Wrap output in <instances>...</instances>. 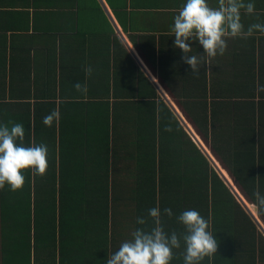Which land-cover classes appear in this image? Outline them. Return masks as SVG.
<instances>
[{
  "label": "crops",
  "instance_id": "crops-1",
  "mask_svg": "<svg viewBox=\"0 0 264 264\" xmlns=\"http://www.w3.org/2000/svg\"><path fill=\"white\" fill-rule=\"evenodd\" d=\"M254 2V15L241 14L245 29L264 22V0ZM183 3L0 0V123H22L25 145L44 143L49 150L46 175L25 173L31 198L40 191L37 183L59 181L56 198L64 189L65 199L69 192L83 199L77 184L119 182V174L134 172L135 158L145 184L154 174L159 181L162 175L189 178L195 174L191 149L209 161L196 138L230 181L236 182L235 167L245 178L255 167L264 187V35L229 39L223 56L191 74L170 34ZM208 3L215 7L217 0ZM191 46L193 54H203L197 43ZM77 81L87 83L86 94L72 87ZM53 110L59 119L47 127L42 117ZM168 126L172 131H165ZM169 163L180 166L181 176L169 172ZM5 193L0 190V206ZM88 202L83 209L97 212Z\"/></svg>",
  "mask_w": 264,
  "mask_h": 264
},
{
  "label": "clouds",
  "instance_id": "clouds-1",
  "mask_svg": "<svg viewBox=\"0 0 264 264\" xmlns=\"http://www.w3.org/2000/svg\"><path fill=\"white\" fill-rule=\"evenodd\" d=\"M242 12L254 15V0H217L215 7L208 0H184L170 25V34L175 37V48L182 51V62L190 66L191 74L198 75L201 66H211L218 55L223 56L229 39L247 40L255 33L264 35V22L250 24L246 29L241 20ZM192 43L203 48V54H193ZM86 77H91V66L84 68ZM72 87L86 94L87 83L77 81ZM59 119L56 110L42 117V123L51 127ZM165 131H172L170 126ZM25 128L22 123L9 120L0 123V190L7 185L12 192L23 189L25 173L43 177L48 169V147L44 143L25 145ZM259 177H257V180ZM225 185V184H224ZM226 186V185H225ZM253 206L264 214V194L253 193ZM163 215L171 218L170 208L163 209ZM151 220V227H145ZM184 231L166 232L161 209L156 206L148 209L147 217L139 216L136 223L141 227L131 232V238L123 241L118 249L110 254L106 264H170L174 249H181L183 264H202L216 255L219 242L211 231V217L205 219L195 209L184 210L176 217Z\"/></svg>",
  "mask_w": 264,
  "mask_h": 264
},
{
  "label": "trees",
  "instance_id": "trees-1",
  "mask_svg": "<svg viewBox=\"0 0 264 264\" xmlns=\"http://www.w3.org/2000/svg\"><path fill=\"white\" fill-rule=\"evenodd\" d=\"M190 153L191 162L194 161L195 163L194 166L193 164L191 166V169L194 167L195 171L192 183L187 178H184L185 186L182 187L183 177L166 179V181L161 179L159 181L161 191L159 206L165 231L169 233L171 231H176L177 233L183 232L184 228L177 222L176 217L180 215V210L195 209L205 219L211 217V231L219 242L216 255L211 261L206 258L202 264H264V235L259 230L257 224L213 171L209 161L201 151L195 147L194 150H190ZM248 168L244 171V174L248 171ZM238 169L235 167L230 171L236 181L234 183L244 193L246 199L253 204V193L257 190V187L264 194V187L257 180L258 172H256L255 167H252L251 177L245 178L240 176ZM191 172H193V169ZM176 183H180V186L178 187ZM61 191V197H59L58 201L59 207L56 200L57 212L54 211V225L60 227V237L57 239L55 235L53 238L52 252L46 255V260L49 258L50 261H41L37 258V256H41V253L37 252L38 247L33 249L32 255L35 258V264H99V259L96 260L97 250L89 257L90 251L93 253L92 243H90V251L88 247L85 248L86 242L84 245L81 243L78 251H76L75 246L72 245L76 240H79L77 235L72 244L67 243L70 237H72V233L67 230L71 226L77 225L78 219H82L83 214L78 204H73L74 198H69L74 192H69L65 199L63 194L64 189ZM6 197L8 196L5 193L2 205L0 206V219L3 224L1 225L2 245H0V264H28V262L19 259L14 261L8 260L10 257H20V237L25 235V232L20 229L22 233L20 236L19 230L17 232L13 230L17 225H13L12 227L9 225L5 226L6 218H10V215H7L6 212ZM168 200H170L169 203ZM164 208L172 210L173 216L171 218L163 215ZM86 209L88 210V208ZM261 215L264 218V214ZM88 216L91 217V213ZM38 246L40 250L46 248L40 244ZM182 251L183 243L181 249L173 250L174 255L178 254V258L176 259L174 256L170 264H183ZM29 264H32L31 259L29 260Z\"/></svg>",
  "mask_w": 264,
  "mask_h": 264
},
{
  "label": "rangeland",
  "instance_id": "rangeland-1",
  "mask_svg": "<svg viewBox=\"0 0 264 264\" xmlns=\"http://www.w3.org/2000/svg\"><path fill=\"white\" fill-rule=\"evenodd\" d=\"M176 141L178 140L172 142L175 143ZM175 149V155L180 153L181 149L178 145H176ZM144 152L146 153V151ZM135 160L136 158L134 159V172L127 174V177H122V175L119 174V182L110 183L108 178H94V182L77 184L78 189L82 190V193H85L86 197L84 196L83 199H79L75 197V193L72 194L74 197L73 204H78L81 208L83 218H79L77 221L78 224L74 225V227L71 226L70 229L67 230L72 233V237H70L67 243L72 244L76 239V235L79 237V240H76L72 245L75 246L76 251H78L81 243L82 245H84L85 242L87 244L92 243L93 253L94 249L97 250L98 254L96 258L99 259V264H106L108 254L116 251L123 241L130 239L131 232L135 228L141 227L136 223L137 217H147V211L152 207L158 206L160 208L161 191L158 177H156L155 174V176L150 175L149 177L150 179L152 178V182L146 185L147 183L145 184V182L141 181V177L144 176L145 173L142 172L141 176L139 175L140 168L137 167L138 164ZM144 166L145 165L142 166V170ZM145 168L148 170V167L145 166ZM171 169L174 170L175 174L178 173L179 176H181L180 166L169 163V172ZM164 173H166V168ZM167 176L168 175H166V177L162 175V179L163 177L168 179ZM187 179L192 183L194 181V174H190ZM184 183L185 179L182 187L185 186ZM231 183L236 188V191L243 197L244 193L237 188L234 182ZM176 184H178V187L180 186V183ZM60 185L61 183L59 181H51V183L46 184L37 183L36 186L40 187V191L37 190L36 199L34 196L31 198L33 192L30 182H25L23 189L17 192H12L7 185L5 186V191L8 196L6 197V212L7 215H10V218H6L5 226L9 225L12 227L13 225H17L13 230L15 232L19 230L20 236L22 235L21 231L24 230L25 232V235L20 237V257H10L8 260L14 261L19 259L29 264V260L31 259L32 264H35V258L32 255L34 248L36 249L38 247L37 252L41 253V256H37V258L41 261L46 260L47 253L52 252L51 246L53 238L56 235V238L59 239L61 234L60 227L54 225V211L57 212L59 201V198H56V196L59 194ZM84 189L86 192H83ZM235 199L238 201L236 197ZM88 201H90L94 209L96 207L98 208L97 212L92 209H83L84 203H89ZM32 203L36 207V215L34 216L32 213ZM182 212L183 211L180 210V214ZM89 213H91V217L88 216ZM1 225L3 224L0 219V245H2ZM151 226V220L149 219V224L145 227ZM34 238L37 242L36 247L33 242ZM80 238L82 239L80 240ZM38 244L46 248L40 250ZM174 256L176 259L178 258V254ZM48 260L49 258L46 262Z\"/></svg>",
  "mask_w": 264,
  "mask_h": 264
},
{
  "label": "water",
  "instance_id": "water-1",
  "mask_svg": "<svg viewBox=\"0 0 264 264\" xmlns=\"http://www.w3.org/2000/svg\"><path fill=\"white\" fill-rule=\"evenodd\" d=\"M196 141L200 145V147L203 149L204 153L207 155L209 161L212 163L214 168H216V171L219 174V176H221V178L224 180V184L226 185V187L234 194V196L238 199L239 203L242 205L245 211L252 217L254 222L257 224L259 230L264 234V225H262L260 221L258 220L257 216L254 213H252L250 207L248 206L247 201H245V199L240 195V193L236 191V188L232 185V183L227 178H225V176L222 173V169L216 163V161L211 156V154L208 153V151L201 145L199 139L196 138Z\"/></svg>",
  "mask_w": 264,
  "mask_h": 264
},
{
  "label": "bare ground",
  "instance_id": "bare-ground-1",
  "mask_svg": "<svg viewBox=\"0 0 264 264\" xmlns=\"http://www.w3.org/2000/svg\"><path fill=\"white\" fill-rule=\"evenodd\" d=\"M196 137V136H195ZM205 147V146H204ZM208 151V150H207ZM208 153H210V152H208ZM225 175V174H224ZM225 177H226V175H225ZM227 178V177H226ZM228 179V178H227ZM229 180V179H228ZM230 181V180H229ZM230 182H232V181H230ZM246 201V200H245ZM248 203V202H247ZM248 206H249V203H248ZM250 207V209H251V211H252V213H256V210H255V207L253 206V205H250L249 206ZM256 215V214H255Z\"/></svg>",
  "mask_w": 264,
  "mask_h": 264
}]
</instances>
